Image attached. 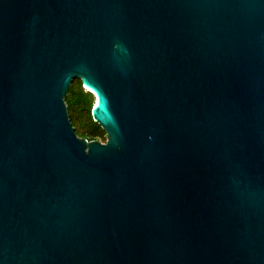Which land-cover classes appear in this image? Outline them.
<instances>
[{
    "label": "water",
    "instance_id": "obj_1",
    "mask_svg": "<svg viewBox=\"0 0 264 264\" xmlns=\"http://www.w3.org/2000/svg\"><path fill=\"white\" fill-rule=\"evenodd\" d=\"M0 264H264V0H0Z\"/></svg>",
    "mask_w": 264,
    "mask_h": 264
},
{
    "label": "trees",
    "instance_id": "obj_2",
    "mask_svg": "<svg viewBox=\"0 0 264 264\" xmlns=\"http://www.w3.org/2000/svg\"><path fill=\"white\" fill-rule=\"evenodd\" d=\"M93 100V95L83 89L80 80L74 79L65 97V102L75 133L88 141L97 140L105 135L101 127L92 119Z\"/></svg>",
    "mask_w": 264,
    "mask_h": 264
},
{
    "label": "rangeland",
    "instance_id": "obj_3",
    "mask_svg": "<svg viewBox=\"0 0 264 264\" xmlns=\"http://www.w3.org/2000/svg\"><path fill=\"white\" fill-rule=\"evenodd\" d=\"M82 87H83V86H82ZM83 89H84L85 91L89 92L88 90L85 89V87H84ZM93 102H94V100H93ZM106 139H107V137H106V134H105V135H103V137H99V139H97V140H95V141L105 143V142H106Z\"/></svg>",
    "mask_w": 264,
    "mask_h": 264
},
{
    "label": "bare ground",
    "instance_id": "obj_4",
    "mask_svg": "<svg viewBox=\"0 0 264 264\" xmlns=\"http://www.w3.org/2000/svg\"><path fill=\"white\" fill-rule=\"evenodd\" d=\"M85 89L88 90V91H92V90H90V89H88V88H86V87H85ZM92 92H93V91H92Z\"/></svg>",
    "mask_w": 264,
    "mask_h": 264
}]
</instances>
